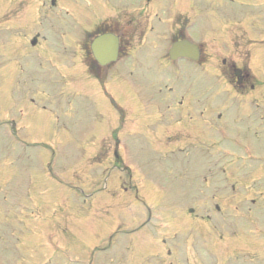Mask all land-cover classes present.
<instances>
[{
	"label": "rangeland",
	"instance_id": "1",
	"mask_svg": "<svg viewBox=\"0 0 264 264\" xmlns=\"http://www.w3.org/2000/svg\"><path fill=\"white\" fill-rule=\"evenodd\" d=\"M190 1L193 0H175L174 3L185 7L189 6ZM238 1L243 5L236 2L235 8L230 4L223 5L232 14L229 21L221 18L227 13L225 10L222 9L220 14L216 12L217 8H221L218 0H197L196 10L193 9L195 12L191 10L194 16H198L196 28L192 29L191 35L194 40L201 36L199 38L204 40L205 53L208 55L206 66L202 68L184 61L168 63L165 59V49L169 44L166 24L173 26L175 19L178 24L181 18H174L168 12L163 15L158 10L159 6H146L144 9L148 12L147 16L152 18L158 13L162 22L156 20L153 33L147 35L141 49L134 53L131 50L130 57L108 68L106 81H102V84L94 83V79L84 73L80 62L67 56L68 51L74 48L75 41L80 38L81 31L87 29L83 28L82 23L88 24V21L81 20L80 26L64 19L45 21L47 30H50L49 26L56 30V37L53 36L55 42H65L59 48L66 54L60 53V63L65 69L58 72L69 83L63 85L60 75L54 72H47V77L43 76L47 83L43 88L53 93L48 108L53 109L56 123L50 115L41 114L42 110L26 109L24 104L22 106L28 111L27 119L34 127L33 132L27 133L30 136L28 138L33 142L43 138L46 142L43 148L24 145L27 149L23 153H17L15 146L3 150L4 139L0 132L1 256L6 255L10 264H136V252L140 248L147 257L150 255L148 253L156 254L161 250L155 245L157 234L153 230L152 233L146 226L137 228V218L141 215V220L143 217L140 211L135 212L137 195L150 210L159 211L157 214L163 213L165 220L170 216L164 210L180 209L183 207L182 201L189 206L210 205L216 203V197L227 208L228 205L236 206L238 210L231 217L235 215L238 218H233L235 221L231 224L232 228L218 226L217 232L223 236L222 240L217 239L215 231L212 232L207 223L201 227L205 237L201 248L219 254L218 258L211 255L209 263L212 264L213 260L214 264H264V0ZM168 2L171 3V0H158L162 4ZM116 8L118 17H128L127 14L132 12L131 9L123 11L118 5ZM180 10H176V16ZM0 12L3 17L4 10ZM7 21L10 26L17 27L16 32L27 38L31 37V29L37 25L36 22L26 25L16 15L15 19ZM209 23L214 30H221L218 33L212 32ZM226 41L230 43L229 49H224L221 44ZM222 59L227 62L232 60L237 67L243 65L250 75L247 87L252 85L253 88L247 97L235 101V109L239 113L233 117L228 116L231 130L227 128L226 131L228 135L231 131H239V125L243 127L241 135L248 141L251 158L245 160L242 157L240 150L247 146L240 137L237 143H232L233 146L220 143L219 155L214 148L206 146L203 175L208 176L209 180H206L208 182L204 184L203 191L201 188V196L197 195L199 186L194 177L202 162L194 153L196 149L188 148V152L193 153L189 159L180 158L178 154L172 159L171 156L167 157L173 160L176 172L168 176L167 169H172L169 160L158 155L159 152L174 149L171 148L173 143L166 141V138L169 137L168 133L177 130L178 124L168 123L165 127L151 124H158L160 111L169 116H174L178 109L186 112L189 94L202 92L197 86L198 80L204 79L202 84L208 82L206 80H214V83L209 82L212 86L222 85L219 80H215L220 70H223ZM16 77L22 83L18 71ZM9 80L0 79L2 105L13 104L20 99V88L14 90L15 83ZM103 85L107 96L114 97L120 106L117 109L124 114L121 120L118 112L104 100ZM17 86L19 83H16ZM223 89L232 94L225 84L219 87V91ZM211 94L204 96L211 97L206 99L205 107H212L214 98ZM220 97V100L228 101L230 96L220 94ZM33 98L38 104L40 99L36 96ZM179 99L183 101L182 108L177 106ZM5 108L6 113L0 107L1 114L5 113L2 121L8 115L6 105ZM233 109L230 103L228 113L233 112ZM147 128L153 133L150 136L146 132ZM211 132L215 133L216 140H222L217 130ZM19 135L24 137L26 133L19 131ZM190 139L194 137L190 136ZM208 140L211 138L204 139V143ZM116 152L121 159L122 154L129 161L126 164L130 168L134 166L133 178V172L121 170L123 166L120 160H117L119 164L114 160ZM47 162L52 169H49ZM45 164L50 170L46 169L47 173L43 171ZM222 170H226L227 174L222 175ZM231 185L237 188L235 192L230 191ZM213 191L215 195H212ZM142 210L146 215V211ZM121 217L124 219L122 227ZM151 221L153 224L149 226H156L154 219ZM190 221L189 212H184L175 223L183 226ZM196 225L191 223L190 226L196 229ZM134 228H137V232L130 234ZM189 232L183 230L177 239L171 240L179 241L185 249L199 248L200 242L195 244L197 240L189 236ZM172 235L170 233L166 238ZM191 235L196 236L195 233ZM212 237L217 242L213 245L216 249L210 244ZM144 238V242L150 243H144ZM139 244H142L140 248ZM178 250L183 254L184 249ZM144 254L141 253V256ZM0 263L4 264L1 258Z\"/></svg>",
	"mask_w": 264,
	"mask_h": 264
},
{
	"label": "flooded vegetation",
	"instance_id": "2",
	"mask_svg": "<svg viewBox=\"0 0 264 264\" xmlns=\"http://www.w3.org/2000/svg\"><path fill=\"white\" fill-rule=\"evenodd\" d=\"M118 0H103V20L107 19L106 18V15L108 14L109 10H113V4L116 3ZM93 0H56V7L58 9H66L68 8L70 11L68 12V14L71 16V17H77L78 14H82L83 13V10L86 8V7H91L93 4H92ZM27 4V3H25ZM118 4V3H117ZM49 5L51 7L54 6V2H50L49 1ZM137 10L139 9L138 6H136ZM49 10H52L51 8H48ZM117 11V10H115ZM118 22V21H117ZM121 24H122V21H121ZM135 25L138 26V23L135 22ZM148 25V24H146ZM112 27H114L115 30L119 31L120 29V26L119 24H115L113 25ZM113 29V28H112ZM136 31V30H134ZM140 31V33H139ZM137 32L140 34V36L138 37L139 39V43H141L140 45H143L144 42L146 41V37L147 35L153 33V27H150V28H145V27H142V30L140 27L137 28ZM180 32L177 31V32H174L172 34V36H169V39L171 40H180L181 38H179V34ZM201 57L203 55H205L203 52V48H201ZM200 63V62H199ZM224 64V62H223ZM242 80H241V83L240 85H238L240 88L244 89V84L247 80V77L246 76H243L241 77Z\"/></svg>",
	"mask_w": 264,
	"mask_h": 264
},
{
	"label": "water",
	"instance_id": "3",
	"mask_svg": "<svg viewBox=\"0 0 264 264\" xmlns=\"http://www.w3.org/2000/svg\"><path fill=\"white\" fill-rule=\"evenodd\" d=\"M93 54L95 58L101 63L105 64L113 60L116 56V46L110 45L108 38H100L95 43ZM177 49H174V52Z\"/></svg>",
	"mask_w": 264,
	"mask_h": 264
}]
</instances>
